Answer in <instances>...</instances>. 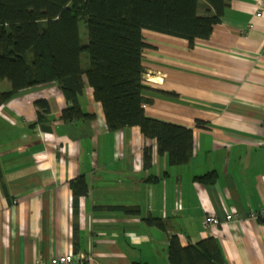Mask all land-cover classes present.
I'll use <instances>...</instances> for the list:
<instances>
[{
    "label": "crops",
    "instance_id": "obj_1",
    "mask_svg": "<svg viewBox=\"0 0 264 264\" xmlns=\"http://www.w3.org/2000/svg\"><path fill=\"white\" fill-rule=\"evenodd\" d=\"M144 38L146 115L191 129L192 159L171 167L139 127L110 132L86 78L80 106L94 121L64 122L72 104L56 84L17 93L0 106V264L65 255L170 264L173 236L184 248L213 239L222 264H264V222L250 219L264 209V0H232L193 47L151 31ZM10 90L0 81V93ZM211 173L213 185L198 180ZM81 177L88 194L76 197L71 184ZM210 217L222 224L207 226Z\"/></svg>",
    "mask_w": 264,
    "mask_h": 264
},
{
    "label": "trees",
    "instance_id": "obj_2",
    "mask_svg": "<svg viewBox=\"0 0 264 264\" xmlns=\"http://www.w3.org/2000/svg\"><path fill=\"white\" fill-rule=\"evenodd\" d=\"M231 1L0 0V81L11 84L9 92L0 93V106L21 91L56 84L72 104L63 112L64 122L94 121L95 115L85 114L80 106L86 78L110 132L139 127L146 139L157 142L158 154L166 155L171 167L184 166L194 154L193 131L151 119L144 109L150 103L144 95L143 56L150 48L144 31L183 39L193 47L212 36ZM81 19L87 26V45L81 43ZM83 53L89 56L87 68ZM37 104L48 110L46 101ZM151 165V149L146 148L144 168ZM216 179L214 173L198 178L208 185ZM71 187L76 197L88 194L83 177ZM122 210L140 214L138 208ZM147 223L166 229L160 219L149 218ZM168 256L170 264H222L213 239L184 248L173 236Z\"/></svg>",
    "mask_w": 264,
    "mask_h": 264
},
{
    "label": "built area",
    "instance_id": "obj_3",
    "mask_svg": "<svg viewBox=\"0 0 264 264\" xmlns=\"http://www.w3.org/2000/svg\"><path fill=\"white\" fill-rule=\"evenodd\" d=\"M263 7L260 6L259 9L262 10ZM258 12L257 17L260 18L262 16V11ZM252 28V26H251ZM258 147L264 149V140L258 142ZM16 203V202H15ZM235 216L233 214H228L226 216V222H231ZM250 219L254 221H264V209L259 212L252 211L250 214ZM207 226L214 227L220 226L222 223L219 219L215 217H210L207 219ZM88 258L82 256L79 261H76L73 255H65V256H57L53 257L48 261H39L36 264H85Z\"/></svg>",
    "mask_w": 264,
    "mask_h": 264
},
{
    "label": "rangeland",
    "instance_id": "obj_4",
    "mask_svg": "<svg viewBox=\"0 0 264 264\" xmlns=\"http://www.w3.org/2000/svg\"><path fill=\"white\" fill-rule=\"evenodd\" d=\"M79 26H80L81 43H82V45H87L89 42V36H88L87 26H86L84 19L80 20ZM81 60H82V64L84 67L86 65H89V56L87 53L82 54Z\"/></svg>",
    "mask_w": 264,
    "mask_h": 264
}]
</instances>
